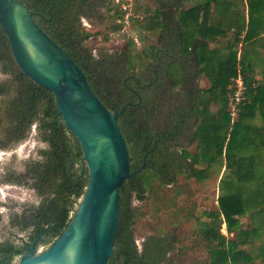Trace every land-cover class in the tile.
<instances>
[{
    "label": "trees",
    "instance_id": "1",
    "mask_svg": "<svg viewBox=\"0 0 264 264\" xmlns=\"http://www.w3.org/2000/svg\"><path fill=\"white\" fill-rule=\"evenodd\" d=\"M16 1L27 4L35 23L78 65L108 110L135 104L117 124L130 170L140 171L119 189L108 264H164L179 238L174 231L149 235L138 248L133 201H145L155 182L173 186L180 176L204 181L222 168L218 209L205 214L212 218L199 232L207 264H264V0H154V9L145 10L137 24L141 32L155 34V44L136 52L129 41L122 50H98L95 56L87 42L100 34L84 31L81 19L100 23L107 17L111 32L120 31L122 13L113 0ZM0 67L3 74L18 71L1 29ZM200 77L207 88L198 86ZM238 77L243 90L234 103ZM0 86L8 123L27 114L17 139L36 125L44 146L37 160L25 164L20 182L40 201L11 215L9 224L26 234L27 243L39 236L37 244H51L68 226L88 185L82 152L49 91L27 77ZM222 224L230 237L220 232ZM21 249L15 240L0 242L3 262L11 264Z\"/></svg>",
    "mask_w": 264,
    "mask_h": 264
},
{
    "label": "water",
    "instance_id": "2",
    "mask_svg": "<svg viewBox=\"0 0 264 264\" xmlns=\"http://www.w3.org/2000/svg\"><path fill=\"white\" fill-rule=\"evenodd\" d=\"M27 4L0 0V29L21 73L49 91L66 128L76 138L88 185L68 226L45 250L36 242L13 264H108L119 220V189L131 172L126 142L117 124L128 106L108 110L83 71L33 20ZM73 245L70 258L67 251ZM0 264H7L0 261Z\"/></svg>",
    "mask_w": 264,
    "mask_h": 264
},
{
    "label": "rangeland",
    "instance_id": "3",
    "mask_svg": "<svg viewBox=\"0 0 264 264\" xmlns=\"http://www.w3.org/2000/svg\"><path fill=\"white\" fill-rule=\"evenodd\" d=\"M154 0H133V10L140 17L145 15V10H151L155 7ZM133 21L130 25L122 26L118 32H111L112 21L110 18L100 23L91 22L87 19H81V25L84 31L90 34L98 32L97 37L87 42V47L93 50V55L98 50L113 52L122 50L129 41H132V48L139 52L148 45L155 44L156 36L147 35L139 30L137 22ZM118 37H113L117 35ZM108 36V40H103ZM264 39V33L260 36ZM97 55V54H96ZM11 78L0 71V83L10 81ZM198 86L205 89L209 86L204 77L198 80ZM0 98V115L6 107V102ZM36 125H33L23 141L18 147L17 158L13 156L5 157L0 154V242L6 240H15L21 243L26 239V234L12 228L9 224V218L14 213L21 211L22 207L37 205L40 201L38 195L30 188L19 186L12 188L4 182L6 169L14 168L15 171H24L27 162L37 158V151L44 146L37 139ZM193 150V147L190 148ZM201 164L198 168H203ZM220 175L211 171L208 178L204 181L197 179H185L180 176L173 186H159L154 183L152 193L143 202L133 201L132 206L136 209L134 219L135 240L138 245L149 235L162 234L174 231L180 241L178 249L171 253L164 264H207L209 257L204 242L199 236L202 222H209L210 218L206 213L217 211V186ZM219 175V176H218ZM77 207V206H76ZM76 210V209H75ZM247 219L242 218L241 223L246 224ZM220 232L227 237L225 224L221 225ZM52 244V243H51ZM51 244H39L37 249L45 250Z\"/></svg>",
    "mask_w": 264,
    "mask_h": 264
},
{
    "label": "flooded vegetation",
    "instance_id": "4",
    "mask_svg": "<svg viewBox=\"0 0 264 264\" xmlns=\"http://www.w3.org/2000/svg\"><path fill=\"white\" fill-rule=\"evenodd\" d=\"M0 69H1V67H0ZM4 75H7L11 78V80L8 81V83L14 82L15 84H18L19 80L24 79L26 77L21 73V71L19 69H18V71L14 72L12 74H4ZM0 89H4V88L1 87ZM34 89H35L34 91L36 94H40V92L44 91V90L41 91L38 88L37 89L34 88ZM0 98H3L4 100L6 99V97H3L2 95H0ZM31 102H32V100L30 101V103ZM6 110H7V105L4 108L2 115H0V154H1V156H5V157L13 156L14 158H17L18 147H19L20 143L23 141V140H18L17 137L19 138V136L22 132L23 124L25 122V117L27 116V114H23L19 118V120H17V122H14V123L12 122L10 124V123H8ZM6 127H8L9 132L7 131ZM7 142L9 145L3 146V144H7ZM37 159H38V151H37V158L35 160H37ZM32 161H34V160H32ZM6 171L7 172L5 173V176H4V179H5L4 182L9 184V186L12 188H17L19 186H22L20 184V182H22L21 176H22L24 171L18 172V171H15L14 168L6 169ZM10 176L12 177V180H8V178ZM37 239H39V236L37 237ZM37 239H35L32 243H27L24 240L21 243L18 242V244L22 246V249H21L22 254L15 257V259L13 260V262L11 264L15 263L19 259L20 256L25 254L27 249L29 247H31L34 242H36L35 247H37L39 245V244H37L38 243ZM0 261H2V262L5 261L4 257H2L1 255H0Z\"/></svg>",
    "mask_w": 264,
    "mask_h": 264
},
{
    "label": "built area",
    "instance_id": "5",
    "mask_svg": "<svg viewBox=\"0 0 264 264\" xmlns=\"http://www.w3.org/2000/svg\"><path fill=\"white\" fill-rule=\"evenodd\" d=\"M113 4L117 6L122 13V18L118 21V23L121 24L124 28L125 26L130 25L133 21L140 18L137 15V13L134 12L133 10V0H113ZM113 37H118V34L114 35ZM236 85H237V90L235 91V93L231 98V101L234 103L239 102V98L243 90L240 77L236 79ZM233 112L234 109L232 108V114ZM137 246L138 248H140V245L137 244Z\"/></svg>",
    "mask_w": 264,
    "mask_h": 264
},
{
    "label": "bare ground",
    "instance_id": "6",
    "mask_svg": "<svg viewBox=\"0 0 264 264\" xmlns=\"http://www.w3.org/2000/svg\"><path fill=\"white\" fill-rule=\"evenodd\" d=\"M67 253H68V255H69L70 258H71L72 253H73V245L68 249Z\"/></svg>",
    "mask_w": 264,
    "mask_h": 264
}]
</instances>
